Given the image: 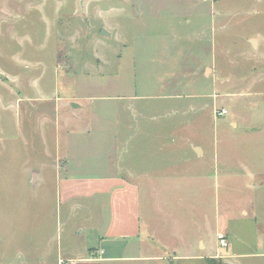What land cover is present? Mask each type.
Masks as SVG:
<instances>
[{"label":"rangeland","instance_id":"374dc122","mask_svg":"<svg viewBox=\"0 0 264 264\" xmlns=\"http://www.w3.org/2000/svg\"><path fill=\"white\" fill-rule=\"evenodd\" d=\"M145 1L0 0V69L7 77L29 76L18 80L28 82L21 89L0 86V264H55L60 247L80 244L69 235L70 221L56 213L51 178L37 186L26 182L44 154L28 135H18L31 129L24 114H42L50 105L43 97H80L83 105L74 112L82 119L89 118L86 100L115 111L118 97L146 99L138 102L153 117L150 128L161 125L164 132L155 145H166L161 156L175 162L174 176L183 179L175 226L185 241L168 238L178 255L187 253L193 231L212 252L224 253L216 232L224 234L230 205L236 212L252 199L257 208L264 198V0H207L201 15L189 16V24L180 18L181 25L140 14L139 6L150 11ZM221 108L226 113L219 116ZM37 120L34 129L49 133L52 123ZM194 146L201 156L190 152ZM96 154L104 152L94 150L91 161ZM192 167L197 183H190Z\"/></svg>","mask_w":264,"mask_h":264},{"label":"crops","instance_id":"0c3cea01","mask_svg":"<svg viewBox=\"0 0 264 264\" xmlns=\"http://www.w3.org/2000/svg\"><path fill=\"white\" fill-rule=\"evenodd\" d=\"M160 1V6L153 7L151 3L155 0H146L145 6L150 11L144 12L143 6H139V11L143 9L140 14L181 25L180 18H187L189 24V16L201 15V10H206L207 0ZM163 4L165 12H161ZM173 31L176 33V29ZM101 34L108 35V31L103 29ZM130 34L133 33L130 31ZM7 76L0 69V86L5 89H11L15 83L18 85L15 88L21 89L28 83L19 84L18 80L28 81L29 76L19 79ZM71 95L56 94L54 100L43 97L42 101L51 102L50 105L42 114L39 111L24 114L31 129L26 128L18 135L19 138L24 133L28 135L44 154L40 169L31 167L26 182L37 186L46 184L51 178L56 213L64 221H70L69 235L74 242L80 243L64 249L60 247L55 264H205L207 258L213 257H221L227 264H264L259 233V223L262 222L264 229V198L261 197L257 200V208L252 199L248 203L240 202L237 213L233 212L232 205L228 208L231 211L227 213L224 234L229 241L224 253L218 254L217 249L212 252V246H207L199 231H193L194 235L189 238L187 253L178 255L170 249L168 238L185 241L183 233L175 226L179 223L175 208L181 200L177 193L183 179L174 176L178 169L175 162H168L161 156L162 147L166 145H155L164 137V132L161 125L157 129L150 128L153 117L148 108L138 102L146 99L118 97L121 106H116L115 111L104 109V103L86 100L84 106L89 118L82 119L74 112L82 107V99ZM17 99L36 100L24 95H18ZM39 118L44 124L52 123L49 133L34 129V120L39 121ZM77 119L83 123L79 125ZM50 142L54 143L53 149L48 147ZM97 149L104 155L97 158L96 154V160L91 161L94 158L89 157ZM110 151L115 154L112 160ZM190 152L198 157L202 154L196 146ZM91 168L96 171H86ZM242 172L235 175L242 178ZM192 173L196 177H192L190 183H197L198 171L192 167ZM255 209L257 215L262 216L259 222L253 213ZM189 216L193 218V212ZM162 224L172 227L164 230ZM207 250L208 254H204Z\"/></svg>","mask_w":264,"mask_h":264},{"label":"built area","instance_id":"2783aa9c","mask_svg":"<svg viewBox=\"0 0 264 264\" xmlns=\"http://www.w3.org/2000/svg\"><path fill=\"white\" fill-rule=\"evenodd\" d=\"M219 116L223 115L226 113V110L221 108L219 110H217L216 112ZM217 239H218V245L220 247H227L228 245V242H227V239H226V236L223 234V233H217ZM61 263V261H60Z\"/></svg>","mask_w":264,"mask_h":264},{"label":"trees","instance_id":"16d2710c","mask_svg":"<svg viewBox=\"0 0 264 264\" xmlns=\"http://www.w3.org/2000/svg\"><path fill=\"white\" fill-rule=\"evenodd\" d=\"M209 264H214L215 262V259L214 258H208V261H207Z\"/></svg>","mask_w":264,"mask_h":264},{"label":"water","instance_id":"95a60500","mask_svg":"<svg viewBox=\"0 0 264 264\" xmlns=\"http://www.w3.org/2000/svg\"><path fill=\"white\" fill-rule=\"evenodd\" d=\"M251 43H252L253 46H254V44H255V40H254V39H251Z\"/></svg>","mask_w":264,"mask_h":264}]
</instances>
